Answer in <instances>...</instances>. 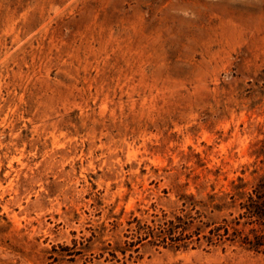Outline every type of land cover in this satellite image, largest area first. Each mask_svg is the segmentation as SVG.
<instances>
[{"label": "rangeland", "instance_id": "1", "mask_svg": "<svg viewBox=\"0 0 264 264\" xmlns=\"http://www.w3.org/2000/svg\"><path fill=\"white\" fill-rule=\"evenodd\" d=\"M0 264H264V0H0Z\"/></svg>", "mask_w": 264, "mask_h": 264}, {"label": "trees", "instance_id": "2", "mask_svg": "<svg viewBox=\"0 0 264 264\" xmlns=\"http://www.w3.org/2000/svg\"><path fill=\"white\" fill-rule=\"evenodd\" d=\"M250 202H252V200H250ZM248 208V207H247Z\"/></svg>", "mask_w": 264, "mask_h": 264}]
</instances>
